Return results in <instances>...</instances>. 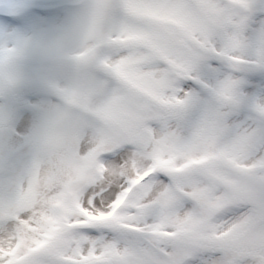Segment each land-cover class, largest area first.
<instances>
[{
	"label": "rangeland",
	"instance_id": "rangeland-1",
	"mask_svg": "<svg viewBox=\"0 0 264 264\" xmlns=\"http://www.w3.org/2000/svg\"><path fill=\"white\" fill-rule=\"evenodd\" d=\"M82 4L0 18V264H264V0Z\"/></svg>",
	"mask_w": 264,
	"mask_h": 264
},
{
	"label": "bare ground",
	"instance_id": "bare-ground-1",
	"mask_svg": "<svg viewBox=\"0 0 264 264\" xmlns=\"http://www.w3.org/2000/svg\"><path fill=\"white\" fill-rule=\"evenodd\" d=\"M85 0H78V1H76V2H73L74 4H76V5H78V4H81L82 2H84ZM72 2H69V1H67L66 3H64L65 5L66 4H68V5H70ZM52 8V7H51Z\"/></svg>",
	"mask_w": 264,
	"mask_h": 264
}]
</instances>
